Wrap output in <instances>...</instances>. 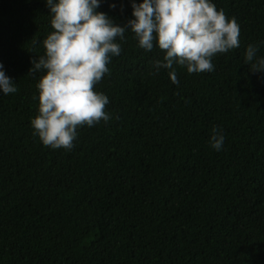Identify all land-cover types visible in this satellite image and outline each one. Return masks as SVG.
I'll return each mask as SVG.
<instances>
[{
  "label": "trees",
  "instance_id": "trees-1",
  "mask_svg": "<svg viewBox=\"0 0 264 264\" xmlns=\"http://www.w3.org/2000/svg\"><path fill=\"white\" fill-rule=\"evenodd\" d=\"M213 2L240 47L212 72L174 65L177 85L153 67L164 53L126 32L94 86L110 120L65 150L30 126L44 74L31 60L53 30L45 0H0V62L17 87L0 95V264H264V72L244 64L249 45L264 56V0ZM98 11L132 18L130 0Z\"/></svg>",
  "mask_w": 264,
  "mask_h": 264
},
{
  "label": "clouds",
  "instance_id": "clouds-1",
  "mask_svg": "<svg viewBox=\"0 0 264 264\" xmlns=\"http://www.w3.org/2000/svg\"><path fill=\"white\" fill-rule=\"evenodd\" d=\"M102 0H45L53 29L42 40L44 54L31 60L29 74L43 72L36 84L38 114L30 120L33 135L52 149L70 150L84 125L108 122L106 94L94 90L109 71L111 58L119 56L120 42L130 31L145 51L154 47L164 54L153 67L169 70L173 84H179L174 65L189 74L212 72L213 57L240 47V26L229 19L213 0H130L131 17L126 24L98 11ZM110 7L115 8V4ZM259 45H249L244 64L253 72H264ZM155 74V73H154ZM17 91L0 62V95ZM221 128L213 127L210 146L224 147Z\"/></svg>",
  "mask_w": 264,
  "mask_h": 264
}]
</instances>
